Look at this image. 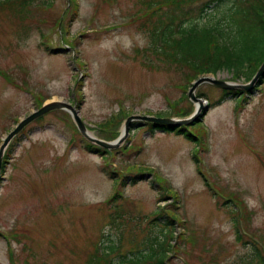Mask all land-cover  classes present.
Here are the masks:
<instances>
[{
    "label": "rangeland",
    "instance_id": "obj_1",
    "mask_svg": "<svg viewBox=\"0 0 264 264\" xmlns=\"http://www.w3.org/2000/svg\"><path fill=\"white\" fill-rule=\"evenodd\" d=\"M229 6L217 4L196 26L225 29ZM147 12L146 0H0V145L52 100L75 106L94 138L115 142L130 116L194 115L187 93L201 77L252 79L221 71L189 84L187 69L154 52ZM253 88L239 104L208 109L221 89L199 86L197 143L135 125L99 155L84 150L69 113L33 120L2 162L0 264H89L108 241L115 259L160 236L155 218L167 214L176 223L166 264H244L252 245L264 246V78ZM235 211L245 218L241 242Z\"/></svg>",
    "mask_w": 264,
    "mask_h": 264
},
{
    "label": "trees",
    "instance_id": "obj_2",
    "mask_svg": "<svg viewBox=\"0 0 264 264\" xmlns=\"http://www.w3.org/2000/svg\"><path fill=\"white\" fill-rule=\"evenodd\" d=\"M194 0H146V13L150 18L148 34L152 39L154 52L179 68L189 77L190 84L197 77L207 74L215 75L218 72L226 71L232 74L234 79L243 78L250 80L252 75L264 60V0H226L230 2L227 8L225 29L218 27L196 26L197 21L206 19L212 14L217 4L225 0L202 1L197 7L187 5ZM166 7L165 11L162 8ZM187 72V73H186ZM191 86V85H190ZM256 89L242 93L239 90L220 91V98L208 103L206 108L211 109L227 98H236L237 103L245 101ZM245 94V97L243 98ZM203 96V95H202ZM201 95L198 97L201 98ZM200 117H202L203 112ZM160 116V115H158ZM183 118V117H180ZM187 127H167L158 124H145L149 133L164 132L172 133L184 138L188 142L197 143L202 141L198 136V125L200 119ZM113 123V122H112ZM142 126L135 123L132 126ZM192 126V127H191ZM13 145L4 154L3 163H7L9 153ZM84 150L87 152L106 154L107 151L98 148L88 142H84ZM197 162V161H196ZM3 171V170H2ZM112 178V173H111ZM125 180H122L124 184ZM230 209L234 208L231 198L223 203ZM228 204H231L230 206ZM235 239L241 242V234L245 232L240 229V223L245 221L243 216L235 215L232 217ZM161 222L155 223L159 228L160 236H154L149 241L143 243V247L125 254H118L115 259L107 257L117 250L116 244L108 241L96 248L95 255L90 258L89 264H166L169 253H173L172 240L174 239L175 217L167 214L159 215L155 218ZM151 225V224H150ZM242 228V227H241ZM252 238V236H251ZM252 241L257 242L255 239ZM247 242H242L246 245ZM250 247L251 255L242 262L252 264L257 260V264H264V246L257 248ZM103 256V259L101 255ZM170 259V258H169Z\"/></svg>",
    "mask_w": 264,
    "mask_h": 264
},
{
    "label": "water",
    "instance_id": "obj_3",
    "mask_svg": "<svg viewBox=\"0 0 264 264\" xmlns=\"http://www.w3.org/2000/svg\"><path fill=\"white\" fill-rule=\"evenodd\" d=\"M213 76V75H212ZM264 78V61L252 77V79L247 84H237L234 82H226L222 80H215L213 78L209 77H201L198 80H196L192 87L187 93L188 99L195 104V113L191 117H188L186 119H163V118H157V117H145V116H130L125 119L123 123V131L121 132V135L119 139L115 142H105L103 140H98L94 138L86 126L84 125L83 121L79 117L78 111L76 110L75 106L70 105L69 103H64L60 101H49L42 105L41 108L33 112L31 115L26 117L25 119L21 120L15 128L10 131L5 138L2 140V144L0 145V178H1V167L2 162L4 158L5 151L9 144L12 142V140L27 126L29 125L33 120H36L39 117L44 116L45 114H48L53 111H65L70 114L71 119L80 134V136L89 144H92L94 146H97L100 149H103L104 151L114 150L117 149L124 141L127 139V136L129 135L130 129L133 127L132 125L135 123H141L142 126L145 124H158L163 125L167 127H187L190 126L193 122H195L198 119V116L201 113L203 100L197 99L195 97V91L196 89L203 85L204 83L216 86L219 89L223 90H239L241 92H250L253 89V86L255 83L259 80ZM135 126V125H134Z\"/></svg>",
    "mask_w": 264,
    "mask_h": 264
}]
</instances>
